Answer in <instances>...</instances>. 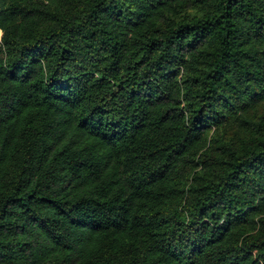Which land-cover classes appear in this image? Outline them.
<instances>
[{"label": "trees", "instance_id": "1", "mask_svg": "<svg viewBox=\"0 0 264 264\" xmlns=\"http://www.w3.org/2000/svg\"><path fill=\"white\" fill-rule=\"evenodd\" d=\"M0 264H264V0H0Z\"/></svg>", "mask_w": 264, "mask_h": 264}]
</instances>
